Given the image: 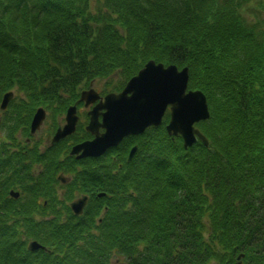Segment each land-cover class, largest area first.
<instances>
[{
  "label": "trees",
  "instance_id": "1",
  "mask_svg": "<svg viewBox=\"0 0 264 264\" xmlns=\"http://www.w3.org/2000/svg\"><path fill=\"white\" fill-rule=\"evenodd\" d=\"M150 59L189 68L209 103L197 124L208 146L185 148L169 113L97 158L68 153L91 137L83 125L44 153L26 141L38 106L58 117L93 80L121 90ZM12 89L0 264H264V0H0V100ZM38 207L53 217L34 218ZM33 239L46 249L28 250Z\"/></svg>",
  "mask_w": 264,
  "mask_h": 264
},
{
  "label": "water",
  "instance_id": "2",
  "mask_svg": "<svg viewBox=\"0 0 264 264\" xmlns=\"http://www.w3.org/2000/svg\"><path fill=\"white\" fill-rule=\"evenodd\" d=\"M188 83V67L179 69L175 64L165 65L149 60L120 92L108 93L93 107L89 112L87 130L95 137L74 145L70 153L76 154L77 158L99 156L109 147L117 145L125 136L139 134L150 126L162 124L168 108L170 121L166 128L169 134L181 135L184 147L193 145L198 139L209 145L208 138L196 127V123L210 117L207 97L199 89H188ZM13 96V91L4 94L0 106L2 110L8 106ZM99 98V93L91 88L82 91L80 100L89 104ZM45 115V109L39 107L31 121L32 133L40 128ZM77 121L76 105H71L67 110L65 125L57 129L52 142L73 133ZM101 127L104 128L103 132L100 131ZM136 149L137 146L131 149L129 159L133 157ZM59 177L65 179L62 175ZM11 194L18 195L14 191ZM86 201L87 196L84 195L71 203L76 214L82 213ZM28 248L36 250L44 246L37 240H32Z\"/></svg>",
  "mask_w": 264,
  "mask_h": 264
},
{
  "label": "flooded vegetation",
  "instance_id": "3",
  "mask_svg": "<svg viewBox=\"0 0 264 264\" xmlns=\"http://www.w3.org/2000/svg\"><path fill=\"white\" fill-rule=\"evenodd\" d=\"M87 88V89H86ZM86 88H84V89H86V90H88V89H91V88H95L98 92H99V94H100V96H101V98H103L108 92H110V91H116V90H110V91H107V92H104L102 89H100V88H97V87H95L94 86V82L93 83H91L88 87H86ZM100 98V99H101ZM100 99H97L95 102H92V103H89V104H87L86 103V101L85 100H81L80 101V99L78 98L76 101H74L73 103H71L69 106H71V105H76V113H77V115H78V121H77V125H76V129H75V131L72 133V134H70V135H68V136H66L65 138H63V139H61L60 141H58V142H55V143H53L52 142V139H53V136H54V134H55V132L57 131V129L61 126H64L65 125V123H66V113H67V109H68V107L66 108V110H65V112L62 114V115H60L58 118H59V120H57V121H55V123L54 124H51V126H50V128L49 129H47V131H46V134H47V136L46 137H36L35 135L40 131V129L39 130H37V132H35V133H33L32 134V136H33V139H31L30 137H27L26 138V141L28 142V143H31V144H35V142H38L37 143V146H38V149H39V152L40 153H44V152H46V150H48L50 147H53V146H56V145H59L58 143H60V142H62V141H64V140H66L68 137H70V136H72L75 132H77V130H78V128H79V125H83V128H84V130L85 131H87L90 135H91V137H89V138H86V139H84V140H82V141H85V140H89V139H92V138H94V135L90 132V131H88L87 130V125H88V123H89V121H90V114H89V112L93 109V107L99 102V100ZM103 111V110H102ZM99 118H100V120L102 119V116L100 115L99 116ZM44 123V122H43ZM43 125V124H42ZM42 125H41V127H42ZM100 131L102 132V131H104V129H102V128H100ZM0 135H1V132H0ZM82 141H80V142H82ZM77 143H79V142H77ZM76 143H74V144H72L71 145V147H70V149H69V152L71 151V149H72V147L75 145ZM133 145H135V144H133ZM132 145V146H133ZM131 146V147H132ZM14 150L15 149H18V148H13ZM108 150V149H107ZM107 150H106V152H107ZM110 150V149H109ZM108 150V151H109ZM130 150V149H129ZM68 152V153H69ZM129 152V151H128ZM128 155V154H127ZM75 157V156H74ZM121 165V163H118V166H120ZM40 167H41V165L39 164V163H35L34 164V167H33V170H32V173L34 174V175H36V174H38L39 172H40ZM61 173H63V172H60L59 174H61ZM58 174V175H59ZM64 175H66L65 173H63ZM58 175H57V178H58ZM59 179V178H58ZM70 176H68L67 175V178L65 179V180H60L61 182V184H67L69 181H70ZM11 191H14V192H17L18 193V195L17 196H15V195H11ZM63 191H65V188H61V187H58V192H59V195L61 196L62 195V193H63ZM82 195H84V194H79V195H77L74 199H76V198H78V197H80V196H82ZM7 196L10 198H15V199H18L20 196H21V191H20V189H17V188H10L9 190H8V194H7ZM41 199H39L38 201H37V203L38 204H40L41 203ZM73 201V200H72ZM71 200L68 202L70 205V208H71V202H72ZM47 204V201H44V205H46ZM0 213H1V205H0ZM50 213L51 212H49L48 211V209H43V208H37V209H35L34 211H32V215L34 216V218H36V219H38V220H44V219H49L50 217H53V215H50Z\"/></svg>",
  "mask_w": 264,
  "mask_h": 264
},
{
  "label": "rangeland",
  "instance_id": "4",
  "mask_svg": "<svg viewBox=\"0 0 264 264\" xmlns=\"http://www.w3.org/2000/svg\"><path fill=\"white\" fill-rule=\"evenodd\" d=\"M105 80H107V79H105ZM103 84H104V79L103 80L100 79V80L94 81V86L97 87V88L101 89ZM14 92L16 94V90L15 89H14ZM58 117H54V115L51 112L48 111L47 112V117H46V119H45V121H44V123H43V125H42V127L40 129V131L35 136L36 137H43V138L46 137L47 134H48V133L46 134L47 129L50 128L51 124H54L55 121L59 120ZM0 132H2V131H0Z\"/></svg>",
  "mask_w": 264,
  "mask_h": 264
}]
</instances>
